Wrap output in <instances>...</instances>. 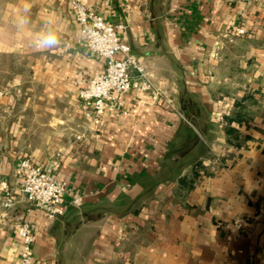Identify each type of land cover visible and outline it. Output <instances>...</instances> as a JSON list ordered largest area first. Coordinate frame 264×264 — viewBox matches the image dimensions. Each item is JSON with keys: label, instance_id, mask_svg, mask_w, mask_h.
Masks as SVG:
<instances>
[{"label": "crops", "instance_id": "crops-1", "mask_svg": "<svg viewBox=\"0 0 264 264\" xmlns=\"http://www.w3.org/2000/svg\"><path fill=\"white\" fill-rule=\"evenodd\" d=\"M70 1L33 0L34 19L68 26L62 48L25 36L0 49V179L16 196L5 208L0 193V264L20 257L21 222L35 264H264V0H164L157 16L151 0H76L124 26L169 99L130 91L99 125L77 93L105 60L83 48ZM13 2L0 0V25ZM24 160L68 182L63 215L18 193Z\"/></svg>", "mask_w": 264, "mask_h": 264}, {"label": "built area", "instance_id": "built-area-1", "mask_svg": "<svg viewBox=\"0 0 264 264\" xmlns=\"http://www.w3.org/2000/svg\"><path fill=\"white\" fill-rule=\"evenodd\" d=\"M224 3H252L255 0H221ZM76 20L80 25L83 48L105 60L102 73L93 76L87 85L78 90L77 96L81 110L87 120L99 125L107 113H125L122 108V97L130 91L149 94L155 101H169L155 87L142 60L133 52L131 46L123 41V25L108 22L101 14L88 10L76 0L70 1ZM247 34L246 29L239 27L232 31L233 37ZM169 103V102H168ZM221 125H226L219 117ZM18 193L31 206L41 209L49 219L63 215L68 182L58 179L50 169L24 160L18 170ZM0 193L3 195V206L11 208L16 196L6 180L0 179ZM20 241V257L14 264H35V232L27 222L16 227Z\"/></svg>", "mask_w": 264, "mask_h": 264}, {"label": "clouds", "instance_id": "clouds-1", "mask_svg": "<svg viewBox=\"0 0 264 264\" xmlns=\"http://www.w3.org/2000/svg\"><path fill=\"white\" fill-rule=\"evenodd\" d=\"M8 7L16 11L8 25H0V49L13 46L25 36L29 45L40 52L58 50L65 45L68 26L59 15L49 12L34 19L33 0H14Z\"/></svg>", "mask_w": 264, "mask_h": 264}, {"label": "trees", "instance_id": "trees-1", "mask_svg": "<svg viewBox=\"0 0 264 264\" xmlns=\"http://www.w3.org/2000/svg\"><path fill=\"white\" fill-rule=\"evenodd\" d=\"M163 1L164 0H151L149 7L155 16L164 14L163 8L159 6L161 3H163ZM240 49H241V45H239V47H238V50H240ZM228 130H229V132H231V129H228Z\"/></svg>", "mask_w": 264, "mask_h": 264}]
</instances>
